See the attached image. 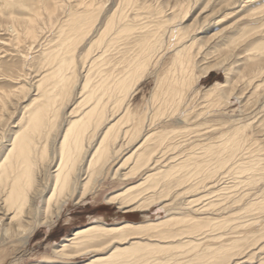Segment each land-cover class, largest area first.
I'll use <instances>...</instances> for the list:
<instances>
[{"label": "bare ground", "instance_id": "bare-ground-1", "mask_svg": "<svg viewBox=\"0 0 264 264\" xmlns=\"http://www.w3.org/2000/svg\"><path fill=\"white\" fill-rule=\"evenodd\" d=\"M201 1L206 16L182 26L192 0H0V59H17L23 71L0 75V83L20 86L19 95L0 92V251L12 242L24 247L73 199L85 202L134 146L111 179L140 182L106 203L124 214L158 208L166 216L95 221L54 244L41 264L91 255L99 256L77 264H240L247 234L224 242L245 227L234 212L264 210L253 188L255 177L264 178V115L244 118L247 105L257 109L264 99V42L255 37L264 32V8L204 39L211 17H238L262 0ZM166 52L174 53L172 64L133 114L136 87ZM226 61L227 81L203 93L201 79ZM236 69L245 77L250 70L245 89L230 82ZM28 97L19 121L6 127L14 116L8 107ZM233 100L245 122L220 115Z\"/></svg>", "mask_w": 264, "mask_h": 264}, {"label": "rangeland", "instance_id": "rangeland-1", "mask_svg": "<svg viewBox=\"0 0 264 264\" xmlns=\"http://www.w3.org/2000/svg\"><path fill=\"white\" fill-rule=\"evenodd\" d=\"M193 4L190 6V10L187 13L186 19L183 20L182 26H191L195 20H202V17H205V15H201L202 11V4H200V0H192ZM202 0L201 2H203ZM217 0L216 2H218ZM204 4V3H203ZM264 8V1H257L252 5H248V8L245 9V12L238 16H227L226 18H217L214 19V17H211L210 24L205 25V33L199 34V37H203L206 39L208 36L216 34V32H219L226 26L232 24L237 19L241 18L242 16H248L251 14L252 11H256L258 8L262 7ZM237 11H240L238 9ZM262 19L264 15H261ZM256 17V16H255ZM233 18V19H232ZM237 18V19H236ZM250 18H253L250 16ZM210 19V18H209ZM236 19V20H235ZM180 20V19H179ZM221 20L219 25H215L217 22ZM264 20V19H263ZM250 19H246L243 21V23H250ZM180 25V26H181ZM212 30V31H208ZM248 28H255V27H248ZM233 31V30H231ZM230 31V32H231ZM220 35V34H219ZM259 36V37H258ZM218 37V36H217ZM255 37H258L256 41H259V43L264 42V32L260 31L259 34H256ZM254 37V38H255ZM168 39L166 38L165 42L167 43ZM255 41V42H256ZM165 43V46L167 45ZM248 45V44H247ZM247 45L243 46L241 51L247 47ZM264 48V45L262 46ZM241 52V53H242ZM37 55V54H36ZM246 58V57H245ZM174 60V53L173 52H166L164 54V57L161 58L159 64H157L155 67L150 69L149 74L138 84L134 91V98L138 99V103H135L131 106V110L133 114H140L143 111L144 105L150 101L156 79L159 76H162L164 72L170 67ZM246 61L243 60L242 62ZM227 62V61H226ZM224 62L223 65L218 66L216 70L211 72V75L201 79L199 89L203 91V93L211 86H213L216 83H224L227 81L228 76L226 72L224 71L225 67L228 66V64H231L232 62ZM248 63V62H247ZM13 65V66H12ZM21 65L20 62L17 59H13V57H8L7 59H0V75L6 74V75H13L18 76L19 74H23V71H21ZM238 71L237 73L232 72L230 78V82L233 83L235 81H240L239 86L241 88H246L245 80L250 79V70L247 72V75L245 77L246 71L242 73L241 69H236ZM20 80V79H19ZM22 84H24V81H20ZM20 86H16L10 82H4L2 81L0 83V92L1 93H10L15 91V94L19 95V91L17 88ZM17 90V91H16ZM18 92V93H17ZM248 92V91H246ZM29 96V95H28ZM23 97V96H22ZM23 99L21 100L22 103L18 104V106H9L8 112H14V116L11 122H7L8 124L6 127L14 126L19 121V119L22 116L23 110L20 111V106L22 107L26 104H29L32 99L28 97L26 102L23 103ZM30 101L28 102V100ZM15 103V102H13ZM13 103L11 105H13ZM242 104H238L237 101L233 100L232 104L228 107H226V111H222L220 115L227 114V118L225 120H228L229 122L234 120H241L245 122V119L248 117L254 118L257 120L260 118V116L264 115V99L262 101V104L257 108L256 105L249 104L247 105L246 109L249 112V115L241 118L235 117V113L239 110V107ZM69 110L63 111L66 114L71 111V107H68ZM2 110V104L0 103V115ZM234 113L233 115L231 113ZM230 113V114H229ZM66 116H62V119L60 120V128L57 130V141H61L62 134L66 128L67 119ZM70 119V118H69ZM68 119V120H69ZM252 127H250L248 130L251 133ZM9 134V130L7 131ZM262 135V134H261ZM61 136V137H60ZM135 145V144H134ZM56 146V142H55ZM134 147V146H132ZM131 147V148H132ZM131 148L125 149L122 151L121 155L119 157H116L114 159V162L111 164L110 168L107 170L106 174L104 175V178L102 179L100 186L98 187L97 191L92 193L88 199L81 203L77 204V200L73 199L70 204L65 207L64 212L61 214V216L56 219L55 223L51 226H43L38 228L34 235L25 241L24 247H22L21 243L18 242H12L11 244L6 245L4 248H1L0 251V264H41L44 262L47 257H52V250L54 247V244H57L61 242L62 240L68 238L70 235L73 234L74 231L85 228L89 226L90 224L94 223L95 221L103 222L107 225H116L118 223H121L123 221H136L141 222L146 219H152L156 220L159 218H164L166 216V213L163 210H159L158 208H153L151 212H145V213H135L134 215L131 214H124L121 210L118 209L116 205H108L106 203V199L123 190L124 188L132 185L137 184L140 182L141 179L140 176L129 179V180H112L111 176L113 171H115L116 168H118V164L125 159L127 156L130 155ZM264 168V164L262 169ZM258 181L256 184L255 182ZM255 182L253 185V188L255 189L256 194H262L264 197V178L259 179L258 177H255ZM254 197L249 198L248 201L244 203V205H247L251 200H253ZM243 207L245 208V206ZM239 209V208H236ZM235 216L237 220H240L241 222L244 221L246 224L245 227H240L239 229L235 230V232H239L237 234H231L228 235V237L224 240L225 243H230V241L236 240V238H239V236H244L247 234L246 240L242 243L244 245V250L241 255H239L237 258L239 259L240 264H264V210L260 212H242V210H236ZM260 213V214H259ZM256 214V216H254ZM258 214V215H257ZM258 221L254 222L253 219H257ZM236 218H232V220H235ZM246 242V243H245ZM253 245V246H251ZM250 246V247H248ZM3 249V250H2ZM108 252V251H106ZM102 254H107V253ZM99 255H91V256H85L80 259H76L73 261V263H83L88 262L89 260H92L94 258H97ZM232 264V262H230Z\"/></svg>", "mask_w": 264, "mask_h": 264}]
</instances>
